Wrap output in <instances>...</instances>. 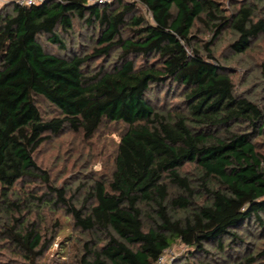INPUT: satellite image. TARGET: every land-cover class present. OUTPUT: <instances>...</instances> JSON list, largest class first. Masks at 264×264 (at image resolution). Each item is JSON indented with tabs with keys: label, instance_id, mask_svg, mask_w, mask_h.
<instances>
[{
	"label": "trees",
	"instance_id": "16d2710c",
	"mask_svg": "<svg viewBox=\"0 0 264 264\" xmlns=\"http://www.w3.org/2000/svg\"><path fill=\"white\" fill-rule=\"evenodd\" d=\"M75 22L94 35L90 53L65 43ZM200 28L212 35L204 51ZM225 30L242 55L264 37V18L216 0H49L0 10V197L28 179L48 182L37 177L34 154L52 137L89 140L122 124L110 174L89 186L81 208L50 187L88 238L77 264H156L175 242L190 250L181 264L210 257V246L233 264H262L264 249L253 254L245 240L254 223L264 227V106L236 96L215 62L213 42ZM38 100L58 116L45 121ZM187 165L209 197L201 204L180 175ZM167 183L182 194L171 198ZM144 206L154 213L147 230ZM14 223L4 235L35 264L41 236Z\"/></svg>",
	"mask_w": 264,
	"mask_h": 264
},
{
	"label": "rangeland",
	"instance_id": "374dc122",
	"mask_svg": "<svg viewBox=\"0 0 264 264\" xmlns=\"http://www.w3.org/2000/svg\"><path fill=\"white\" fill-rule=\"evenodd\" d=\"M121 1L135 2V0ZM216 1L229 12L248 7L255 20L264 18V0ZM6 2L7 0H0V10L9 6L5 5ZM137 7L139 14L148 19L147 12L141 6ZM200 30L197 45L204 51V46L212 41V35L202 28ZM93 38L94 35L90 31H86L83 26L75 22L73 33L65 40V43L72 50L87 54L94 46ZM235 39V35L225 30L213 42L212 51L215 62L231 79L236 96L262 107L264 106V37L252 41L250 50L238 56L229 47ZM47 49L57 53L53 47H47ZM98 63L92 64V68ZM171 103H173L172 97L164 106L166 104L170 106ZM37 104L45 121L58 116V112L48 103L38 100ZM125 130L126 127L122 124L103 126L89 140L84 139L82 135L66 131L57 137H52L37 150L34 161L40 172L36 175L38 178H46L48 182L45 183L41 179H28L23 184L17 185L8 199L4 200L0 197V264H29L15 244L4 235L5 228L15 225L14 220H18L17 232H22L23 229L34 225L36 232L41 236L42 256L35 264H77L83 254V245L88 238L74 227L72 218L65 210L55 205L56 194L50 192V187L64 190L66 200H71L75 208H81L89 186L95 180L108 178L119 138ZM261 143L264 144V141ZM260 151L264 154V145ZM179 172L182 177L190 180L197 204L208 200V195L196 183L198 171L193 166L187 165ZM167 185L171 198L182 194L181 190L175 186L170 183ZM16 203L19 204L18 211L11 207ZM143 215L147 230L152 225L154 213L151 208L144 206ZM250 235L251 237L245 240L246 248L252 250L253 254L264 249V227L260 229L257 223H254ZM207 250L210 252V257L192 260L191 264H233L211 246L207 247ZM234 252L236 254L241 251L235 249ZM164 255L168 264H176L178 261L177 264H181L187 256H191L190 250L179 242H175ZM260 263L264 264V259H261Z\"/></svg>",
	"mask_w": 264,
	"mask_h": 264
},
{
	"label": "built area",
	"instance_id": "2783aa9c",
	"mask_svg": "<svg viewBox=\"0 0 264 264\" xmlns=\"http://www.w3.org/2000/svg\"><path fill=\"white\" fill-rule=\"evenodd\" d=\"M45 1H49V0H7L5 5L12 4V5L19 6V7H32L35 5L42 4ZM86 2L88 5L107 6V5L114 3L115 0H86ZM164 254L165 252L163 253V255H161L158 258L156 264H168Z\"/></svg>",
	"mask_w": 264,
	"mask_h": 264
}]
</instances>
